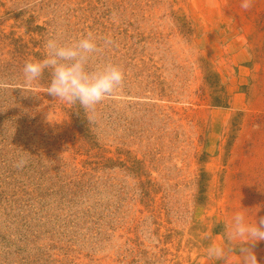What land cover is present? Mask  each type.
<instances>
[{
	"label": "rangeland",
	"instance_id": "rangeland-1",
	"mask_svg": "<svg viewBox=\"0 0 264 264\" xmlns=\"http://www.w3.org/2000/svg\"><path fill=\"white\" fill-rule=\"evenodd\" d=\"M242 3L0 0V264H243L226 226L264 216V0ZM88 33V70L125 80L85 114L22 69Z\"/></svg>",
	"mask_w": 264,
	"mask_h": 264
},
{
	"label": "clouds",
	"instance_id": "clouds-1",
	"mask_svg": "<svg viewBox=\"0 0 264 264\" xmlns=\"http://www.w3.org/2000/svg\"><path fill=\"white\" fill-rule=\"evenodd\" d=\"M251 6L252 0H243L241 4L245 10ZM103 44L112 46L114 41L111 37H106ZM45 47L48 50L46 57L25 61L22 72L26 84L40 80L48 72L51 80L44 92L55 100L70 106L79 105L88 114L123 86L125 73L119 65L107 63L97 70H88V60L101 50L92 33L71 44H61L56 39H49ZM27 164V158L21 157L15 167L23 169ZM226 237L229 241L241 242L239 254L243 264H259L253 247L264 241V216L253 224L246 221L243 212H237L231 225L226 226ZM207 255L211 259L222 260L226 256V249L212 245L208 248Z\"/></svg>",
	"mask_w": 264,
	"mask_h": 264
}]
</instances>
